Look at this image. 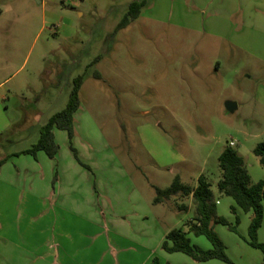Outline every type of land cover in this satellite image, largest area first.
<instances>
[{
	"label": "rangeland",
	"instance_id": "rangeland-1",
	"mask_svg": "<svg viewBox=\"0 0 264 264\" xmlns=\"http://www.w3.org/2000/svg\"><path fill=\"white\" fill-rule=\"evenodd\" d=\"M134 1L142 0H0V128L7 125L0 158L36 144L82 76L73 138L80 160L67 131L55 130V136L62 155L92 171L105 216L88 226L71 220L74 238L65 249L117 248L119 231L140 249L132 264L156 257L164 264H226L165 252L164 233L185 228L194 203L191 196L154 199L156 188L170 186L177 174L192 187L204 175L218 215L232 216L234 200L218 190L219 157L232 141L252 181L264 180L254 154L264 142V102L258 99L264 0H147L140 17L117 31ZM227 102L237 110L230 112ZM240 215L241 236L221 224L215 231L235 264H252L251 254L263 253L245 243L237 247L248 238L252 214ZM189 237L212 248L204 236Z\"/></svg>",
	"mask_w": 264,
	"mask_h": 264
},
{
	"label": "crops",
	"instance_id": "crops-1",
	"mask_svg": "<svg viewBox=\"0 0 264 264\" xmlns=\"http://www.w3.org/2000/svg\"><path fill=\"white\" fill-rule=\"evenodd\" d=\"M142 1L148 4L147 0ZM258 99L264 102V88L258 93ZM6 126L0 128V134ZM16 153L20 152L7 151L0 158L9 156L6 163L0 165V264H132L141 255L140 249L119 231L114 234L117 248L79 250L71 244L72 249H65L74 238V229L69 226L71 220L80 219L84 221L83 225L88 226L105 216L104 204L99 197L96 198V186L90 175L92 171L78 162L79 156L76 161L74 157L62 155L60 150L54 159L47 158L43 152H39L38 158L15 156ZM183 206H180L181 210H184ZM232 206L236 204H231L230 210ZM242 212L237 209L239 215ZM227 218L233 223L236 221L233 213ZM240 219L239 228L243 223L241 215ZM249 225L250 221L248 229ZM107 229L112 231V228ZM181 229L188 233L189 225ZM169 232L164 234L167 236ZM259 238L264 243V222ZM123 240L130 241V244ZM242 240L236 242L239 249L249 245L245 239ZM155 253L154 249L151 250L145 260L149 262ZM251 256L252 264H260L264 254Z\"/></svg>",
	"mask_w": 264,
	"mask_h": 264
},
{
	"label": "trees",
	"instance_id": "trees-1",
	"mask_svg": "<svg viewBox=\"0 0 264 264\" xmlns=\"http://www.w3.org/2000/svg\"><path fill=\"white\" fill-rule=\"evenodd\" d=\"M145 1H134L130 4L129 10L117 27V31L126 28L132 21L140 17ZM98 77L100 74H97ZM83 84V77L75 79L74 88L71 93L67 107L57 113L42 127L39 141L30 149L16 153L15 156L31 155L38 158L39 152H45L47 156L54 159L60 147L56 142L55 130H63L69 133L71 149L78 157V152L73 146L75 136V115L81 107L80 90ZM254 154L260 158V163L264 166V142L259 143L254 148ZM9 156L0 160V165L6 163ZM219 163L223 172L222 179L218 183V190L222 195L231 197L236 206H232L231 212L236 216L235 223L227 217L218 215L217 201L212 190V184L202 175L199 177L198 185L192 187L182 182L180 175H175L172 184L166 188H156L157 196L155 204L163 203L174 196H192L194 203V216L188 223L189 232H184L181 228L171 230L162 243V249L167 253H184L198 262H208L211 260H221L226 264H235L227 252V246L218 233L215 225L222 224L228 229L241 236L239 225L241 222L237 209L244 213H251V220L248 229V238L245 240L256 249H260L264 254V243L259 240V231L264 222V180L253 182L250 172L246 166L244 157L232 146L224 149L219 157ZM184 210L187 209L183 206ZM206 237L212 244L211 249H205L195 243L189 237ZM151 264H164L159 258H154ZM170 264V263H165ZM260 264H264L263 261Z\"/></svg>",
	"mask_w": 264,
	"mask_h": 264
},
{
	"label": "water",
	"instance_id": "water-1",
	"mask_svg": "<svg viewBox=\"0 0 264 264\" xmlns=\"http://www.w3.org/2000/svg\"><path fill=\"white\" fill-rule=\"evenodd\" d=\"M227 108L230 112H234L235 110H237L238 106L234 102H227Z\"/></svg>",
	"mask_w": 264,
	"mask_h": 264
},
{
	"label": "built area",
	"instance_id": "built-area-1",
	"mask_svg": "<svg viewBox=\"0 0 264 264\" xmlns=\"http://www.w3.org/2000/svg\"><path fill=\"white\" fill-rule=\"evenodd\" d=\"M230 146L234 147L236 146V143L234 141L230 142Z\"/></svg>",
	"mask_w": 264,
	"mask_h": 264
}]
</instances>
